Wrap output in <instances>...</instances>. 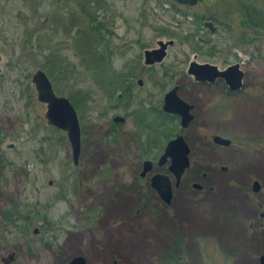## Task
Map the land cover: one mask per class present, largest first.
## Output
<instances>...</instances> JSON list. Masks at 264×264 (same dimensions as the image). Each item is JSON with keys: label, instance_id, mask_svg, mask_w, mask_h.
<instances>
[{"label": "rangeland", "instance_id": "374dc122", "mask_svg": "<svg viewBox=\"0 0 264 264\" xmlns=\"http://www.w3.org/2000/svg\"><path fill=\"white\" fill-rule=\"evenodd\" d=\"M185 10L176 9L174 0H0V264L11 254L15 259L10 264H68L80 253L90 264H259L264 241L244 247L242 233L249 222L228 209L241 197L238 187L249 176L244 168L236 167L231 181L217 172L191 171L193 179L213 192L189 190L191 199L177 194L169 207H145L141 202L153 195L136 187L128 190L125 184L138 177L142 152L112 162L91 142L111 147L119 141L132 145L134 138L150 141L156 159L163 139L167 144L182 132L171 119L166 121L172 125L163 127L135 126L125 108L114 106L121 88L113 78L119 74L129 76L135 98L144 103L139 102V109L161 107L175 84L181 86V97L197 105V121L183 132L193 148L192 162L202 161L203 135L217 131L239 139L255 134L257 110H264V104L241 93L229 98L225 114L217 102L222 96L218 88L207 90L187 72L195 53L199 62L221 69L244 58L221 30L199 31L194 10ZM206 14L220 18L218 8ZM170 38L176 43L165 61L146 66L144 50ZM258 63L244 65L252 77L264 75ZM39 68L58 95L79 105L87 140L78 165L66 132L49 124L47 105L37 98L32 77ZM168 68L174 71L169 76L164 74ZM198 96L216 107L201 111ZM116 114L127 121L111 130L108 124ZM205 149L208 157L229 159L234 154L227 147L208 144ZM240 161L244 163L243 157ZM126 169L134 173L123 176ZM161 172L170 174L163 167ZM127 190L132 193L122 194ZM135 244L141 252L132 250Z\"/></svg>", "mask_w": 264, "mask_h": 264}, {"label": "flooded vegetation", "instance_id": "af4514ba", "mask_svg": "<svg viewBox=\"0 0 264 264\" xmlns=\"http://www.w3.org/2000/svg\"><path fill=\"white\" fill-rule=\"evenodd\" d=\"M176 3V9H186L185 11H182L185 13L187 9L193 11V17L192 20H197L196 28L199 31L206 32H212L216 33L218 30H221L223 33V38L226 42L229 44H232V48L238 49L240 56L244 58V60H241L238 63L241 67V69L244 72L243 76V84L240 88L232 89L230 87V84L226 81L225 78L216 77L214 81L209 80H198L195 75H192L194 77V82L199 84L200 86H205L207 90L213 89L214 87L218 88V91L221 93V100L217 101L220 102L222 108L226 112L229 110L230 101L229 98L231 96L240 95L241 93H249L253 98L257 99L258 103L264 104V75L259 77L258 75H255L252 77L247 73V71L244 68V65L246 64H252L257 65V60L259 61L258 65L260 68L262 66L264 67V0H198V2L195 5L187 6L183 5L178 2V0H174ZM204 2H212L210 5H208L206 8L203 6ZM219 9L220 18L216 16H207L206 12L210 9ZM202 10L204 13L199 15L196 13V11ZM173 39V38H170ZM159 40V39H158ZM157 40V41H158ZM175 40V39H174ZM156 41V42H157ZM176 43V42H175ZM174 43V45H175ZM173 45V46H174ZM171 46V47H173ZM169 47V49L171 48ZM168 49V52H169ZM167 52V56H168ZM166 56V58H167ZM165 58V59H166ZM165 59L160 62L159 64H162ZM196 61L199 64H206L209 62H199L198 61V54L195 53L193 55V59L190 61ZM189 63V66H190ZM212 65H216L213 63H209ZM260 64H263L260 66ZM158 65V64H155ZM151 65L149 67L155 66ZM147 66V65H146ZM189 66L187 69V72L189 73ZM167 72L164 74L169 76V72H174L170 68L166 69ZM190 74V73H189ZM191 75V74H190ZM126 75H120V82H121V90L118 91V96L116 97V105L120 108H125L128 112L127 114L130 115L132 120L135 122V126L138 127H145L149 128L151 126L158 125L159 126H166V125H172L171 123H175L174 125H180L181 126V116L176 113H168L165 111V97L167 92H169L174 87H178V95L181 97L180 89L181 86L179 84H175L173 87H171L163 96L162 105L154 106L151 108H146L144 106L143 109H139V102L142 104L143 101L138 98V100L135 98L134 90H133V84L131 81H128L129 76L126 79H123ZM142 80V84H140V80ZM138 83L139 85H143V79L139 78ZM115 94V93H114ZM113 94V95H114ZM85 96V95H84ZM205 96V95H204ZM217 96V95H216ZM184 99L183 97H181ZM85 97H83V100ZM198 99L201 100V98L198 96ZM186 100V99H184ZM191 106L190 113L193 115V118L186 128H181L182 132H178L175 134L177 136L178 134H182L184 138L187 141V138L183 134V132L187 129H191L194 123L197 121V117L195 115V110L197 109V105H195L192 101L186 100ZM86 102V101H85ZM200 106L201 111L205 110L204 107L213 110L214 105H211V103L208 100H201ZM137 105V106H136ZM136 106V107H135ZM220 105H217V107H221ZM258 117H260L259 124L257 125L258 128L254 127L252 130L255 134H251L249 136L242 135L239 139H235L232 135H229L228 133H220V132H212L210 134L203 135V140H201L200 144V151H203V157L202 161L200 159H197L195 162H192V145L190 146V168L186 170L185 174L183 175L181 181L179 183L176 182L175 176L170 172L169 166L170 162H166L164 164H160V159L163 157L166 151V145L163 143L161 148L158 147L157 149V156L156 159H153L154 153L151 152V150L155 147H151L148 144H151L150 141L145 144L143 141H138L134 138V143L132 145L125 144L124 141H119L116 143L115 146H109L107 144H104L103 142L97 143L94 141L92 142V145H94L97 149H101V151H106V154L104 156H109L108 159L112 162H117L119 158L129 159L131 158V153L134 151H140L144 155L141 161V165L138 168V171H135L138 174V177H136L134 180H128L125 183L128 190L129 187L133 188L136 187L140 192H144L146 195L152 194L153 196L149 198H145V201H142L141 203L146 206H155L158 208L161 207H169L173 205V203L176 200V195L178 194L182 199H191L189 197V190L190 191H206V192H213V187H210V189H206L205 185H203L200 181H196L193 179V174L190 175V172L194 173V175H206L207 173H219L226 175V179L228 181H231L234 179V176L232 174H235V168L238 166H241L246 170L249 174L248 179L244 182L243 185H240L238 187V195H241L239 199H237V202L232 203L228 209H231L234 211L243 221L249 222V227L247 230H243L242 237L243 243H245V246L250 245V243L253 244H260L262 241H264V110L260 111L257 110ZM124 116V115H123ZM126 117V116H125ZM227 118V117H226ZM167 119H171L173 122L168 123L166 121ZM126 120L123 123L115 122L112 118V122L109 123L110 129L113 130L114 127H116L119 124L126 123ZM80 122V120H79ZM178 122V123H177ZM228 122V119L225 121ZM165 124V125H164ZM81 125V124H80ZM130 125H133L131 123ZM105 125H102L104 127ZM82 131V140H81V153L82 154V145L83 142L87 140L86 132L83 133V129L81 127ZM257 132V133H256ZM115 133V132H111ZM117 134V132H116ZM174 136V137H175ZM215 136H221L225 138L231 139V144L229 145H222L215 141ZM173 137V138H174ZM188 142V141H187ZM189 143V142H188ZM216 146V147H227L231 148L233 150L234 154H239L235 156L232 154V157H229V159L221 156V155H213L211 157H208L207 150L205 149L206 146ZM152 145V144H151ZM205 147V148H204ZM109 150V152H107ZM237 153H235V152ZM113 152V153H112ZM151 152V154H150ZM112 153V154H111ZM150 154V155H149ZM81 156V155H80ZM153 156V157H152ZM208 157V163L205 165L204 163L207 162ZM243 157L244 163L240 164V159ZM235 159L233 161H230V159ZM246 158V159H245ZM150 161L152 162L151 170L147 172L144 176L141 175V173L144 171V162ZM170 161V160H169ZM204 161V162H203ZM216 162H222L221 165H219ZM167 168L170 175L171 180L173 181V198L170 203H167L158 190L153 188L152 186V176L158 173L167 174L164 172H161V169ZM134 173L132 170V173H128V169L124 170L123 176H131ZM119 174V173H117ZM207 180V179H206ZM204 180V181H206ZM255 181H258L260 186L259 190L255 191ZM195 182H199L202 187L201 188H194L193 184ZM126 191L122 194H131L132 191ZM146 190V191H145ZM126 193V194H125ZM243 198V199H242ZM239 224V223H238ZM252 229V230H251ZM264 253V252H263ZM262 254V253H261ZM12 258V259H11ZM15 259V256L8 257V259H5V263L7 264V261L10 260L13 261ZM9 262V264H10Z\"/></svg>", "mask_w": 264, "mask_h": 264}, {"label": "water", "instance_id": "95a60500", "mask_svg": "<svg viewBox=\"0 0 264 264\" xmlns=\"http://www.w3.org/2000/svg\"><path fill=\"white\" fill-rule=\"evenodd\" d=\"M183 4L194 5L198 0H178ZM174 40H159V47L145 51L146 64H155L164 60L167 55V48L169 45H173ZM189 72L198 80L214 81L216 77L225 78L230 84L232 89L240 88L242 85V78L244 73L239 68V64H234L225 70L220 71L216 65L209 63L199 64L196 61H192L190 64ZM33 82L38 92V98L40 101L48 104V110L46 113L49 123L56 126L59 129L66 131L68 139L70 141L73 158L75 163H78L80 151H81V129L76 111L71 102L62 96H57L53 89L52 83L47 76L46 72L42 69H38L33 75ZM142 83V80H140ZM178 87H174L166 94L165 97V111L170 113H176L181 116V124L183 128L189 126L193 115L190 113L192 106L183 100L177 93ZM115 121H124L122 116H116ZM215 140L221 144H229L230 140H225L221 137H216ZM190 147L182 135H178L175 139H172L167 147L165 154L160 159V164L166 163L168 158H171L170 171L174 173L179 183L186 168L190 165L189 160ZM152 163L147 161L144 163V171L142 175H145L151 170ZM152 186L156 188L163 199L170 203L173 198L172 184L168 175L156 174L152 178ZM195 187L200 188L201 185L194 184ZM255 190H259V183H255ZM261 264H264V255L260 258ZM69 264H88L87 259L84 256H75Z\"/></svg>", "mask_w": 264, "mask_h": 264}, {"label": "bare ground", "instance_id": "6f19581e", "mask_svg": "<svg viewBox=\"0 0 264 264\" xmlns=\"http://www.w3.org/2000/svg\"><path fill=\"white\" fill-rule=\"evenodd\" d=\"M113 210L116 211V210H118V209H113ZM178 215H179V216H182V217H185V218H189V219H191V218L193 217V216H191L190 213H188V212H182V213H179V211H178ZM132 250H133V251L141 252V250H139L137 244L133 245V249H132Z\"/></svg>", "mask_w": 264, "mask_h": 264}, {"label": "trees", "instance_id": "16d2710c", "mask_svg": "<svg viewBox=\"0 0 264 264\" xmlns=\"http://www.w3.org/2000/svg\"><path fill=\"white\" fill-rule=\"evenodd\" d=\"M46 68H48V67L46 66ZM49 73H50V74H52L53 72H52V71H50ZM21 217H22V218H24V220H25V221H28V220H29V218H30V216H29V215H25V216H24L23 214H21Z\"/></svg>", "mask_w": 264, "mask_h": 264}]
</instances>
